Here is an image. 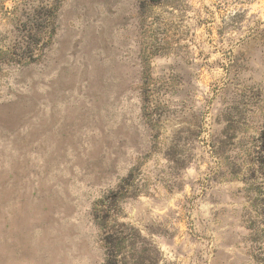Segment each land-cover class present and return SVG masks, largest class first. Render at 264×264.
Segmentation results:
<instances>
[{"label":"rangeland","instance_id":"1","mask_svg":"<svg viewBox=\"0 0 264 264\" xmlns=\"http://www.w3.org/2000/svg\"><path fill=\"white\" fill-rule=\"evenodd\" d=\"M0 264H264V0H0Z\"/></svg>","mask_w":264,"mask_h":264},{"label":"trees","instance_id":"2","mask_svg":"<svg viewBox=\"0 0 264 264\" xmlns=\"http://www.w3.org/2000/svg\"><path fill=\"white\" fill-rule=\"evenodd\" d=\"M143 1V0H142ZM145 1V0H144ZM151 4H158L160 2H163V0H149ZM116 257V254H114V258Z\"/></svg>","mask_w":264,"mask_h":264}]
</instances>
